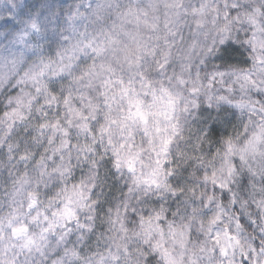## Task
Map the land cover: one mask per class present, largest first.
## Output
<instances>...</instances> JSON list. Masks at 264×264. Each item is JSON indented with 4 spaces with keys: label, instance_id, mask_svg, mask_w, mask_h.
I'll return each instance as SVG.
<instances>
[{
    "label": "clouds",
    "instance_id": "1",
    "mask_svg": "<svg viewBox=\"0 0 264 264\" xmlns=\"http://www.w3.org/2000/svg\"><path fill=\"white\" fill-rule=\"evenodd\" d=\"M0 264H264V0H0Z\"/></svg>",
    "mask_w": 264,
    "mask_h": 264
}]
</instances>
